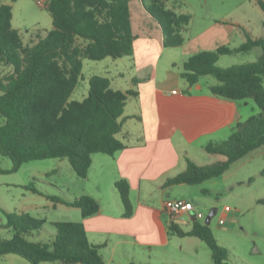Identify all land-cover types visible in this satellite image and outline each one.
I'll return each instance as SVG.
<instances>
[{"label":"trees","instance_id":"obj_1","mask_svg":"<svg viewBox=\"0 0 264 264\" xmlns=\"http://www.w3.org/2000/svg\"><path fill=\"white\" fill-rule=\"evenodd\" d=\"M131 0H47L46 10L53 28L31 45H24L11 26V6L0 3V154L10 158L9 170L26 161L66 158L76 175L86 178L94 153L113 155L126 145L117 139L126 98L136 93L110 88L109 78L93 74L88 93L82 100H70L82 75V59L118 58L133 52ZM167 0H150L146 11L158 23L165 47H178L191 16L167 9ZM264 13V0H256ZM260 46L262 53L248 63L217 66L220 55L248 51ZM189 86L203 75L214 76L215 95L233 100L251 98L260 112L238 122L228 138L207 144L208 154L222 159L198 165L187 159L185 170L167 178L164 186L197 184L215 178L232 163L264 146V38L247 37L236 47L218 46L189 56L180 72ZM39 192L32 183L26 186ZM124 217L132 215L129 185L125 179L114 182ZM52 202L65 203L80 210L85 218L98 212L99 204L87 194L71 201L47 194ZM10 238H0V256L16 254L30 264H105L99 246L87 239L82 221H53L55 234L49 243L28 239L45 222L28 213L4 212ZM168 233L194 236L210 249L214 264H227V249L220 245L206 223L195 219L189 230L171 220Z\"/></svg>","mask_w":264,"mask_h":264},{"label":"crops","instance_id":"obj_2","mask_svg":"<svg viewBox=\"0 0 264 264\" xmlns=\"http://www.w3.org/2000/svg\"><path fill=\"white\" fill-rule=\"evenodd\" d=\"M139 1L134 6L136 15L129 8L134 34L132 54L111 57L113 65L106 62L97 73L109 78L111 89L136 93L126 98L121 132L116 134L126 147L113 155H92L80 195L93 197L99 210L83 218L77 208L75 221L83 222L88 241L99 246L105 264H179V256L183 255L190 264H203L205 257L212 259L207 245L194 236L169 234L171 219L163 207L164 200L158 204L142 195L170 187L163 185L165 180L185 170L187 159L195 162L192 156L202 159L203 152L208 157L219 156L206 153L204 147L228 138L238 122L259 113H248V106L254 111L251 98L233 100L213 94L210 88L218 83L214 76L215 80H207L203 75L189 86L180 75L189 56L230 44L240 25L215 19L192 30L189 13L191 19L182 45L165 47L158 23L145 9L150 0ZM164 5L184 13L170 0ZM56 159L63 164L66 158ZM118 179H125L129 185L133 209L129 217L122 215L123 206L114 187ZM173 199L188 201L186 197ZM55 204L53 207L62 203ZM195 219L191 216L187 229L181 227L184 222L176 223L186 231Z\"/></svg>","mask_w":264,"mask_h":264},{"label":"rangeland","instance_id":"obj_3","mask_svg":"<svg viewBox=\"0 0 264 264\" xmlns=\"http://www.w3.org/2000/svg\"><path fill=\"white\" fill-rule=\"evenodd\" d=\"M182 9L185 14L191 13L192 30L207 26L213 20L224 24H239L233 35L230 47L238 46L247 37L264 38V13L256 0H170ZM139 0H131L129 8L136 15L134 6ZM11 6V26L18 30L24 45H31L53 28L52 18L45 6L47 0H0ZM147 5V2H146ZM262 53L260 46L248 51L220 55L217 66L228 67L233 64L255 61ZM108 61L82 59V75L78 85L70 96V100H82L88 93V77L101 71L106 62L112 66V58ZM1 68V67H0ZM207 80H215L206 75ZM264 85V82H263ZM254 102V101H252ZM256 114L260 109L251 103ZM3 118L0 116V123ZM202 159L194 157L199 165L222 159L223 156H207L201 153ZM56 158L30 160L22 163L15 171L0 173V238H10L12 230L8 228L4 212H25L36 218L45 219L44 224L33 230L28 239L49 243L55 234L53 221H75L79 210L65 203L56 205L46 197L56 195L64 201L78 197L85 181L73 171L67 159L59 164ZM12 166L10 158L0 154V168L9 170ZM32 183L39 192H33L26 186ZM86 187H87V183ZM150 202L160 203L162 200L186 197L196 212L202 216L199 222L206 223L217 242L227 249V264H264V146L260 147L231 164L221 175L197 184H177L165 190H155L144 196ZM230 210L225 212L224 207ZM224 216V223L219 218ZM168 215L164 214V218ZM181 227L187 229L191 221L183 216ZM180 221V220H178ZM181 222V221H180ZM206 246V245H205ZM183 247V246H182ZM184 248H182L183 250ZM206 250L210 251L206 246ZM183 252H179L181 255ZM179 264H190L186 256H179ZM203 264H214L207 256ZM0 264H30L16 254L0 256ZM40 264H52L41 262Z\"/></svg>","mask_w":264,"mask_h":264},{"label":"built area","instance_id":"obj_4","mask_svg":"<svg viewBox=\"0 0 264 264\" xmlns=\"http://www.w3.org/2000/svg\"><path fill=\"white\" fill-rule=\"evenodd\" d=\"M164 209L170 215V219L173 221H183V216H187L190 220L191 216L194 218H200L202 214L195 211L194 205L187 200L183 199H166L163 203ZM230 210L229 206L224 207V211L227 212ZM224 223V216L219 218V224Z\"/></svg>","mask_w":264,"mask_h":264},{"label":"water","instance_id":"obj_5","mask_svg":"<svg viewBox=\"0 0 264 264\" xmlns=\"http://www.w3.org/2000/svg\"><path fill=\"white\" fill-rule=\"evenodd\" d=\"M213 214V211L210 212L209 217L206 219V224L209 222L210 216Z\"/></svg>","mask_w":264,"mask_h":264}]
</instances>
